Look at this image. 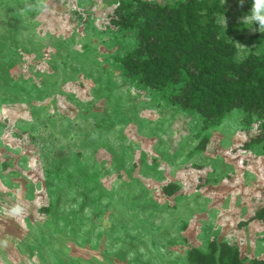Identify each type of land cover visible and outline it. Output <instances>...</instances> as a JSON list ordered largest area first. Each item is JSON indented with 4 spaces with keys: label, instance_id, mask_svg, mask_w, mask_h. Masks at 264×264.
<instances>
[{
    "label": "rangeland",
    "instance_id": "1",
    "mask_svg": "<svg viewBox=\"0 0 264 264\" xmlns=\"http://www.w3.org/2000/svg\"><path fill=\"white\" fill-rule=\"evenodd\" d=\"M181 1L0 0V264H264V114L123 70L143 5ZM216 1L235 59L263 58L251 0Z\"/></svg>",
    "mask_w": 264,
    "mask_h": 264
},
{
    "label": "trees",
    "instance_id": "2",
    "mask_svg": "<svg viewBox=\"0 0 264 264\" xmlns=\"http://www.w3.org/2000/svg\"><path fill=\"white\" fill-rule=\"evenodd\" d=\"M182 0L179 7L143 5L145 24L128 18L137 46L123 70L153 90L178 86L169 98L209 120L236 109L264 114V57L235 59L236 49L219 36L213 16L219 1ZM204 11L206 13H204Z\"/></svg>",
    "mask_w": 264,
    "mask_h": 264
},
{
    "label": "clouds",
    "instance_id": "3",
    "mask_svg": "<svg viewBox=\"0 0 264 264\" xmlns=\"http://www.w3.org/2000/svg\"><path fill=\"white\" fill-rule=\"evenodd\" d=\"M240 5L243 6L245 0H239ZM28 7H31L29 5ZM41 13H48L51 8L48 4H43L39 8ZM243 23L248 24V29L257 30L253 28V25H258V31L260 33L264 32V0H251V8L249 14L245 15L243 18ZM225 24V19H224ZM239 45V44H238ZM24 213V208L20 204H15L9 209L8 215L13 218H18ZM0 245L7 246V241H0Z\"/></svg>",
    "mask_w": 264,
    "mask_h": 264
}]
</instances>
